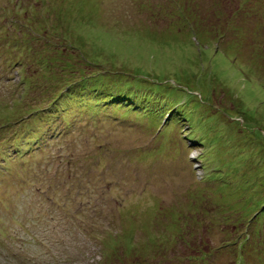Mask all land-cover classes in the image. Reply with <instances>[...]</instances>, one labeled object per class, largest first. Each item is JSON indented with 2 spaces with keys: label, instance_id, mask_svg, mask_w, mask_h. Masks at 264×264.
Wrapping results in <instances>:
<instances>
[{
  "label": "rangeland",
  "instance_id": "obj_1",
  "mask_svg": "<svg viewBox=\"0 0 264 264\" xmlns=\"http://www.w3.org/2000/svg\"><path fill=\"white\" fill-rule=\"evenodd\" d=\"M0 0V264H264V0Z\"/></svg>",
  "mask_w": 264,
  "mask_h": 264
},
{
  "label": "trees",
  "instance_id": "obj_2",
  "mask_svg": "<svg viewBox=\"0 0 264 264\" xmlns=\"http://www.w3.org/2000/svg\"><path fill=\"white\" fill-rule=\"evenodd\" d=\"M213 2H214V0H212V5H213V7H214V3H213Z\"/></svg>",
  "mask_w": 264,
  "mask_h": 264
}]
</instances>
